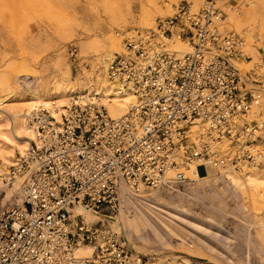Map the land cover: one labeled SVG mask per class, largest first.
Listing matches in <instances>:
<instances>
[{
  "label": "built area",
  "instance_id": "obj_1",
  "mask_svg": "<svg viewBox=\"0 0 264 264\" xmlns=\"http://www.w3.org/2000/svg\"><path fill=\"white\" fill-rule=\"evenodd\" d=\"M251 1L205 0L196 8L183 0L154 28L126 36L107 69L120 90L135 94L125 115L112 118L99 101L72 103L61 122L45 108L28 115L36 137L6 179L12 186L22 180V203L10 201L0 212V264H154L106 220L73 208L116 212L124 194L175 192L195 182L183 170L195 165L264 170V122L251 117L264 98V45L241 70L237 62L253 56L223 22L225 9ZM173 37L191 51H172ZM70 52L77 56V46ZM80 244L92 254L78 256Z\"/></svg>",
  "mask_w": 264,
  "mask_h": 264
},
{
  "label": "rangeland",
  "instance_id": "obj_2",
  "mask_svg": "<svg viewBox=\"0 0 264 264\" xmlns=\"http://www.w3.org/2000/svg\"><path fill=\"white\" fill-rule=\"evenodd\" d=\"M181 1L0 0V99L33 92L56 99L64 88L73 92L72 102L84 103L77 98L81 94L100 97L106 74L102 59L122 53L126 36L153 28L158 17L171 15ZM188 1L198 8L205 0ZM255 2L249 8L237 5L242 17L225 9L230 14L224 28L239 33L253 56L252 62L243 60L244 71L260 58L257 48L264 45V0ZM114 37L119 52L111 49ZM73 46L77 56L71 55ZM263 99L261 95L255 105L258 115H264ZM0 116V130L9 132L7 118ZM0 144L6 145L2 136ZM5 148L13 151L11 163L0 155V212L10 200L19 204L17 185H7L6 178L20 151ZM221 175L195 178L175 192L124 194L121 209L101 211L100 218L123 234L132 252L154 264H264V193L250 186L243 190L230 174ZM236 175L246 181V174Z\"/></svg>",
  "mask_w": 264,
  "mask_h": 264
},
{
  "label": "bare ground",
  "instance_id": "obj_3",
  "mask_svg": "<svg viewBox=\"0 0 264 264\" xmlns=\"http://www.w3.org/2000/svg\"><path fill=\"white\" fill-rule=\"evenodd\" d=\"M255 4H256L255 0H252L249 4H244L243 7L249 8L250 6H253ZM228 9L235 11V14L237 17L243 16V12H241L240 10H239L240 12H236V9L234 8L233 9L228 8ZM225 12L227 14L226 18L228 19L230 13L227 12L226 10ZM226 18L223 21L224 23L226 21ZM153 22H154V18L151 19L150 25H153ZM168 42H169V46L171 47V50L177 52V54L186 53V52L191 51L192 49L188 41L179 39L177 37L171 38L170 40H168ZM110 46L112 50L118 51V52L120 51L119 41L115 37L112 40V43L110 44ZM122 47H123V52H124V41L122 43ZM113 55H114L113 53H109L108 56L102 59V64L106 71L105 79L101 87L102 90L98 92L99 94L101 93L102 95L98 97V96H92L90 94H84V95L81 94L77 96V98H79V100L85 99L84 102L99 101L106 106L109 116H111L112 118H119L126 114L129 104L134 102L136 97L133 92H130L128 90H120V88H118V86L114 82L109 80L106 68L108 69L109 62L113 58ZM242 63L243 61L237 62V65L239 68L241 67ZM240 69L242 70V67ZM71 92L72 91L69 92L68 89L64 88L62 90V94L60 93L59 96H56V99H49V98L45 99L41 97V95H39L37 92L30 93L27 97H24V98L16 99L14 97V100L12 101L10 100L11 97L10 98L2 97L0 99V115H4L3 117L7 118L5 126L9 128V132H6L5 129L0 130V136H2V139L4 140V143L6 144L5 146L7 147L11 146L12 148L18 147L20 151L18 156L20 154L25 155L31 146L32 140H34L36 137L34 130L28 125V120H27L28 115L31 114V112L35 109L45 108L56 119V122H61L63 114L67 113L68 108L71 106L72 103H75V101L72 102V100L75 98L71 95L73 93ZM258 99L259 97H257L255 102L253 103V107L251 110V117L258 118L260 122H264V119H263L264 115L262 114L258 115V113L254 110ZM8 100H10L11 102L7 104ZM80 102L82 101L80 100ZM262 133L264 134V129ZM3 146L0 144V155L3 157L6 163H11L8 160V156L12 153L13 150L10 151L9 149L5 148V146L4 147ZM183 170L185 171V174L189 172L191 173V176H193L194 178H198L200 180L208 179L212 175L218 174V173L223 174L221 176H226V175L228 176L230 174L229 175L230 181L236 186H238L239 188L246 190L247 187L250 186L251 188H253L252 190L253 192L254 190H259L260 192L264 193V177L262 178V175L256 172L260 170L264 173L263 169H252L249 171L239 173L235 171L217 172V170H213L210 168L204 169V167H198L196 171V165H195V166H192L191 169H183ZM202 171L204 172L203 174H202ZM8 174H7L6 179H8ZM169 174H173V171H170ZM236 174H240V175L246 174L247 176L246 181L243 183V181H241L243 179H240L238 175ZM1 176H2V173L0 172V179H2ZM21 181L22 180L18 179L14 183V185H17V191L19 195V204L22 203V195L20 191ZM1 185L3 186V183H1ZM7 185H10V184L7 183ZM261 195L263 196V194ZM73 210L76 213L84 214L87 219L97 220V219H100V216H101L99 215V212H94L91 210L85 211L84 207L80 205H76L73 208ZM95 214H97L98 216H96ZM104 216H108V215H104ZM107 218H113V217L108 216ZM75 252L78 256H89L92 254L93 248L92 246L88 244H80L76 248Z\"/></svg>",
  "mask_w": 264,
  "mask_h": 264
}]
</instances>
